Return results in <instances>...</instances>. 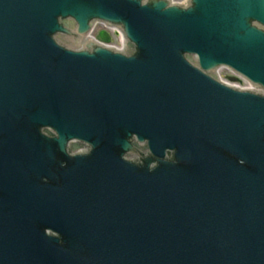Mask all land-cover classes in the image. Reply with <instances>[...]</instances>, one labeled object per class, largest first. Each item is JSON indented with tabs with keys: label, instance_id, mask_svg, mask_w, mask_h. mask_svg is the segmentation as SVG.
<instances>
[{
	"label": "water",
	"instance_id": "water-1",
	"mask_svg": "<svg viewBox=\"0 0 264 264\" xmlns=\"http://www.w3.org/2000/svg\"><path fill=\"white\" fill-rule=\"evenodd\" d=\"M142 2L0 0V264H264V0Z\"/></svg>",
	"mask_w": 264,
	"mask_h": 264
},
{
	"label": "bare ground",
	"instance_id": "bare-ground-1",
	"mask_svg": "<svg viewBox=\"0 0 264 264\" xmlns=\"http://www.w3.org/2000/svg\"><path fill=\"white\" fill-rule=\"evenodd\" d=\"M185 1V0H184Z\"/></svg>",
	"mask_w": 264,
	"mask_h": 264
}]
</instances>
